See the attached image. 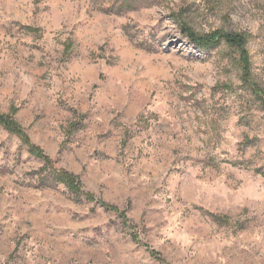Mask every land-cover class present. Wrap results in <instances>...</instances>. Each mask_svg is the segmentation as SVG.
I'll list each match as a JSON object with an SVG mask.
<instances>
[{"label": "rangeland", "instance_id": "obj_1", "mask_svg": "<svg viewBox=\"0 0 264 264\" xmlns=\"http://www.w3.org/2000/svg\"><path fill=\"white\" fill-rule=\"evenodd\" d=\"M175 14L264 90V0H0V264H264V107Z\"/></svg>", "mask_w": 264, "mask_h": 264}, {"label": "trees", "instance_id": "obj_2", "mask_svg": "<svg viewBox=\"0 0 264 264\" xmlns=\"http://www.w3.org/2000/svg\"><path fill=\"white\" fill-rule=\"evenodd\" d=\"M175 17L176 21H178L180 25L182 32L187 35L188 38L198 47H213L223 42L235 51L238 57V63L242 70V78L244 80V83L252 89L253 93L256 95L257 99L262 103V106L264 107V90L257 87V84L253 81L252 78L251 59L247 47L248 33L217 30L202 35L194 30L190 26V24L179 14H175ZM0 127H3L9 132L18 135L22 139V142L29 147L30 151L36 154L38 157L49 160V158L44 154L41 147L31 143V140L29 139L22 125L16 120L14 113L0 112ZM44 172L45 173L42 175L41 179L46 182V180H49V174L47 173V169H44ZM55 175L58 181L65 182V185L70 190V192L77 196L83 195V192L81 191L80 181L77 182L76 177L69 171L62 170L60 173ZM112 208L119 210L117 207ZM212 216L214 220H221V217L218 215L213 214ZM153 253L156 257H159L158 252L153 251Z\"/></svg>", "mask_w": 264, "mask_h": 264}]
</instances>
